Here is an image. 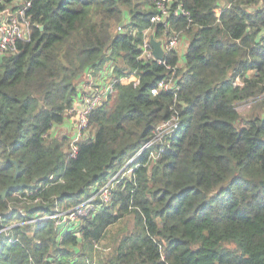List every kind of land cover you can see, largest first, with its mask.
<instances>
[{
    "label": "trees",
    "instance_id": "1",
    "mask_svg": "<svg viewBox=\"0 0 264 264\" xmlns=\"http://www.w3.org/2000/svg\"><path fill=\"white\" fill-rule=\"evenodd\" d=\"M175 1L187 16L170 29L188 41L182 57L165 56L170 68L182 62L176 97L151 95L172 71L140 60L144 31L162 38L151 0H0L2 19L23 11L29 23L0 59V264H264V116L236 111L264 94L261 0ZM104 69L113 94L69 158V137L51 131L73 111L80 79ZM128 76L139 84L119 82ZM174 115L170 143L116 178L105 209L60 237L38 220L89 199ZM130 216L134 227L109 241Z\"/></svg>",
    "mask_w": 264,
    "mask_h": 264
},
{
    "label": "built area",
    "instance_id": "2",
    "mask_svg": "<svg viewBox=\"0 0 264 264\" xmlns=\"http://www.w3.org/2000/svg\"><path fill=\"white\" fill-rule=\"evenodd\" d=\"M175 0H151L152 14L150 16L151 25H160L162 30V38L156 39L154 32L150 29L144 31V40L141 48L140 60L146 63L154 61L160 65L166 66L172 73L169 78L159 80L156 85L150 90L152 96H156L162 92H172L176 97L178 86V77H176L177 69L179 65L170 68L166 65L165 56L170 51H175L178 47L182 35L175 33L170 29V19L177 18L178 16H187V13L183 10L181 4H176ZM29 4H26V7ZM219 16V11L217 13ZM21 19L16 17H10L2 19L0 16V59L7 54V52H14L16 47V40L22 39L25 31L28 37L29 23L23 18V11L21 12ZM124 23L116 27L115 33L124 32ZM153 35L155 40L161 42V48L163 50V59L154 60L152 55V47L149 43V37ZM119 82L132 83L134 87L139 84V80L134 76H128L121 78ZM236 85H241L239 79H236ZM114 81L112 80V70L104 69L99 72L97 76L86 75V80L83 82L76 101L74 102L73 111L69 113L67 121L70 123L72 132L69 136V158H74L76 155V144L78 141L87 137V127L89 124V118L92 111L101 104V102L107 99L113 94ZM71 119H73L71 121ZM71 128L68 130L71 131ZM179 128L178 116L174 115L169 120L160 123L154 130L153 137L147 143L143 145L136 155L129 159L125 166L106 184H104L95 194L89 199L76 205L75 207L67 211H59L52 216H46L38 218V220H52L53 228L57 235L60 237L66 232H75L82 220H88L95 216L98 211L105 209L111 199V191L113 185L116 183L118 174L123 170L127 174L131 173V170L127 168L139 157L144 151L151 146L166 143L167 140ZM162 148L160 149V152Z\"/></svg>",
    "mask_w": 264,
    "mask_h": 264
},
{
    "label": "rangeland",
    "instance_id": "3",
    "mask_svg": "<svg viewBox=\"0 0 264 264\" xmlns=\"http://www.w3.org/2000/svg\"><path fill=\"white\" fill-rule=\"evenodd\" d=\"M259 7H260V9H264V0H261L259 2ZM7 13L8 12H5V13L1 14V16L2 15H6ZM7 17L10 18V17H12V15L9 14V16H7ZM26 35H27V32L25 31L24 35L22 36V39H26L27 38ZM187 44H188L187 39L185 37H182L178 47L176 48V51L180 55V57L183 56V54L185 52V49L187 47ZM180 67H182V62L181 61L179 63V68ZM236 111L238 112V114H240L242 119H247V118H250L253 115H257V114L261 115V116H264V94L261 95L260 97L256 98V99H254V100H250V101H247V102L239 103L236 106ZM72 120L73 119H71V121ZM69 128H71V126H70V123L66 119V121L63 123V125H61L59 127H55L51 131V136H54V135L63 136L64 135V136L69 137L71 132H72V128H71V131L68 130ZM68 143H69V139H68ZM124 174H126L125 170H123L122 172H120L118 174V179L123 177ZM133 227H134L133 217H131V216L127 217L122 224L118 225L117 227H115L112 230L110 238H109V241H113V238L116 236L117 233L129 232Z\"/></svg>",
    "mask_w": 264,
    "mask_h": 264
},
{
    "label": "water",
    "instance_id": "4",
    "mask_svg": "<svg viewBox=\"0 0 264 264\" xmlns=\"http://www.w3.org/2000/svg\"><path fill=\"white\" fill-rule=\"evenodd\" d=\"M258 7H259V5H258ZM40 30H42L41 27H40ZM149 43H150V45L152 47V55H153L154 60H162L163 59V50L161 48V42L159 40H155L154 37H153V35H150V37H149ZM14 165H15V175H14V179H16L17 174H18V167H17L16 164H14ZM36 182H37V179H34L33 180V183H36ZM17 187H19L18 184H15L13 186L8 187L6 190H4L2 192V197L3 198L5 197V194L7 193V191L14 190Z\"/></svg>",
    "mask_w": 264,
    "mask_h": 264
},
{
    "label": "crops",
    "instance_id": "5",
    "mask_svg": "<svg viewBox=\"0 0 264 264\" xmlns=\"http://www.w3.org/2000/svg\"><path fill=\"white\" fill-rule=\"evenodd\" d=\"M218 9H217V13H218ZM215 13H216V10H215ZM86 80V76L85 77H82L81 79H80V83H79V91H80V88H81V86H82V84H83V81H85ZM79 91H78V94H79Z\"/></svg>",
    "mask_w": 264,
    "mask_h": 264
}]
</instances>
